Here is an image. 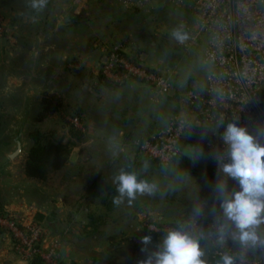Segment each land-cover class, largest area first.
<instances>
[{"label": "rangeland", "instance_id": "374dc122", "mask_svg": "<svg viewBox=\"0 0 264 264\" xmlns=\"http://www.w3.org/2000/svg\"><path fill=\"white\" fill-rule=\"evenodd\" d=\"M30 3L31 0H0V88L2 84L15 87L24 82V60L41 29L40 23L34 24L32 20ZM112 11L115 18L129 23L128 32L134 33L141 44V47L136 49L138 52L148 53L146 60H149V64L158 65L161 70L176 71L172 76L174 85L184 87L195 80L199 87L202 86L206 73L203 55L208 36L201 35L187 51L177 46L172 32L176 30L178 20L183 17L181 13H172L167 9L154 10L151 16L142 11L130 10V13H127L115 0L112 1ZM53 26L55 25L51 27ZM42 29L45 33L48 32L45 27ZM155 33L158 35L155 36ZM93 37L95 36H90L91 39ZM13 65L16 66L14 81ZM67 66L69 75L63 79V89H59L58 83L51 77L54 89L44 93L56 92L60 97L61 106L42 121H36L35 115L34 122L39 125L29 136L38 130L43 135L53 133L56 137H63L64 140L68 138V141L72 142L69 137L79 139L80 136L89 134L91 129L85 113L91 110L75 99L79 95L88 96L90 83L87 80L91 74L78 73V62L71 60ZM98 79L102 80L101 77ZM103 81L112 85L104 79ZM131 82L133 83L126 82L120 90L124 93L127 89V96L138 99L135 111L142 113L149 122L157 126L163 122L166 115L176 112L178 102L175 98L156 95L152 86L141 81ZM80 83L83 86L80 91H76ZM6 101L7 98L0 91V126L10 117ZM74 115L81 117L85 125L84 132L71 124L69 118ZM210 130L211 128L204 124L200 131L193 128L188 132L190 142L196 149L199 148L190 162L176 156L169 166H158L137 154V159L142 162L122 169L112 168L110 173L109 170L105 172L104 177L96 174L99 178L92 177L88 168L80 171L71 169L65 174L47 170L46 179L40 183L49 187L57 197L53 201L50 221L47 220L41 202L29 197H25L22 202L9 199L0 201V212L18 211L21 206L27 205L33 219L41 222L50 236L59 240L60 254L65 264H97L99 261L109 264H140L149 253L157 250L165 238L148 231L144 225L145 217L149 220L177 223L183 221L187 211L191 212L199 205L204 206L210 214L212 205H215L213 203L222 199L215 190L216 185L223 182L227 185V191L233 188L234 184H230V181H233L231 178L210 169L211 161L202 148V144L210 136ZM24 158L25 156L21 159L22 165ZM122 170L136 173L138 179L155 184V190L150 194H137L130 204L125 197L121 205H114L113 197L119 194L113 178ZM20 177L26 178L23 168ZM39 214L43 215V219H38ZM261 225L264 226V223ZM144 235L152 237L147 253L140 250V239ZM197 240L203 252L201 259L205 264L206 243L201 239ZM13 246V237L5 230H0V264H44L39 258L22 260Z\"/></svg>", "mask_w": 264, "mask_h": 264}, {"label": "built area", "instance_id": "2783aa9c", "mask_svg": "<svg viewBox=\"0 0 264 264\" xmlns=\"http://www.w3.org/2000/svg\"><path fill=\"white\" fill-rule=\"evenodd\" d=\"M122 8L142 11L148 16L154 10L167 9L183 16L176 24L187 34V39L176 45L185 51L201 35H207L203 64L205 78L201 87L176 86L172 81L175 70H161L141 58V53H130L122 44L111 45L101 62L98 75L113 85L138 80L155 90L156 95H167L173 89L178 102L175 113L149 135L136 139L135 153L169 166L179 152L188 130L205 123L210 136L202 145L214 170L218 171L214 154H225L227 146L222 135L228 123H237L264 144V0H115ZM0 30L2 17L0 15ZM157 36L158 34H154ZM70 119L79 131H85L80 116ZM123 152V148L120 149ZM228 158L225 155V161ZM112 159L108 161L110 164ZM239 190L237 184L229 195ZM200 209L199 214L195 209ZM11 211V212H9ZM19 211V212H18ZM0 212V230L14 240L18 256L28 261L39 258L44 264H65L60 254V242L51 237L46 227L33 219L26 206ZM177 223L149 220L144 225L159 237L170 231L182 230L206 243L205 264H218L225 254L234 264H264V230L256 228L257 243L242 246L234 240L235 226L226 221L221 201L216 213L209 215L204 206H197L189 218ZM224 227L225 235L221 236Z\"/></svg>", "mask_w": 264, "mask_h": 264}, {"label": "crops", "instance_id": "0c3cea01", "mask_svg": "<svg viewBox=\"0 0 264 264\" xmlns=\"http://www.w3.org/2000/svg\"><path fill=\"white\" fill-rule=\"evenodd\" d=\"M97 1L48 0L45 8L39 12L30 6L34 24L40 23L41 28L45 27L48 30L45 33L47 41L44 46L43 66L49 72L50 77L56 80L58 88L63 89L65 85L63 79L69 75L67 63L71 60L79 63L78 73L91 74L87 80L90 83L88 96L79 95L75 99L91 110L85 113L91 130L88 135L80 136L79 139L69 137L72 146L67 161L57 170L63 174L71 169L80 171L88 168L92 177L96 174L104 177L105 172L109 170L110 173L112 168L122 169L142 162L141 159H137L132 146L133 142L159 129L169 116L166 115L163 122L156 126L155 123L145 119L142 113L135 111L137 98L127 96L125 94L127 89L124 93L121 92L120 89L127 84L126 82H133L125 81L119 85H109L104 83L103 79L99 81L100 76L97 72L102 58L111 45L122 44L126 51L138 53L136 48H140L141 44L134 33L128 32L129 23H124L123 19L113 16V0H99V3ZM130 10L133 9H126V12L130 13ZM52 25L55 26L51 27ZM90 36L95 37L92 40ZM142 43L144 44L143 41ZM139 53H141V58L149 63V60H146L148 53L144 51ZM14 68H16L15 65H13V74L16 73ZM192 81H194V86L198 85L195 80ZM82 86L80 83L76 91H80ZM204 124L193 126L188 132L190 133L193 128L200 131ZM207 126L209 125L206 124ZM210 132L211 130L209 135ZM190 140L186 135L179 148L181 155H176L177 157L180 156L186 161L187 159L193 160L183 154L186 145L192 143ZM121 148L123 152L120 151ZM198 150L199 148H195L194 153ZM111 159L112 162L109 164L108 161ZM210 169L215 171L212 163ZM98 175L97 178H99ZM230 184H234V188L238 183L230 181ZM232 189L227 191L228 194ZM219 202L213 203L215 205H212L210 214L208 212L209 215L216 213ZM262 227L264 226L261 224L257 226L259 229ZM104 263L107 264V262Z\"/></svg>", "mask_w": 264, "mask_h": 264}, {"label": "clouds", "instance_id": "9594fccd", "mask_svg": "<svg viewBox=\"0 0 264 264\" xmlns=\"http://www.w3.org/2000/svg\"><path fill=\"white\" fill-rule=\"evenodd\" d=\"M48 0H31V7L42 11ZM173 37L183 43L188 37L180 29L172 32ZM227 146L225 154L216 153L213 159L217 169L239 185V190L227 192L226 183H218L216 192L220 195L221 209L226 221H230L236 229L232 234L234 240L242 246L257 243L259 237L256 228L264 223V144L259 143L254 135L237 123H228L222 135ZM225 155L228 160L225 161ZM118 196L113 197L116 206L127 197L129 204L137 194L152 193L155 184L138 179L136 173L121 171L113 178ZM199 214L200 209H195ZM224 227L221 236L225 235ZM141 252H148L152 243L150 235L140 239ZM203 252L198 240L182 230L170 231L157 250L149 253L140 264H204ZM218 264H234L233 258L225 254Z\"/></svg>", "mask_w": 264, "mask_h": 264}, {"label": "water", "instance_id": "95a60500", "mask_svg": "<svg viewBox=\"0 0 264 264\" xmlns=\"http://www.w3.org/2000/svg\"><path fill=\"white\" fill-rule=\"evenodd\" d=\"M47 37L41 28L35 36L22 67L24 82L19 86L2 84L0 91L7 98L9 119L0 126V201L6 199L23 201L25 197L41 202V207L50 221L53 212L55 194L46 185L35 179L21 178L23 165L21 159L26 156L33 140L29 133L39 124L34 116L40 107V95L52 91L54 84L47 69L43 66L44 46ZM105 61V57L102 58ZM194 81L190 82V87ZM173 89L167 95L173 96ZM195 145L187 144L183 154L193 158ZM97 264H106L99 261Z\"/></svg>", "mask_w": 264, "mask_h": 264}, {"label": "trees", "instance_id": "16d2710c", "mask_svg": "<svg viewBox=\"0 0 264 264\" xmlns=\"http://www.w3.org/2000/svg\"><path fill=\"white\" fill-rule=\"evenodd\" d=\"M60 106L61 100L56 92L44 94L40 100V109L35 116L36 121H42ZM30 136L33 144L24 158L23 174L28 179L44 182L47 170L57 171L66 163L72 143L64 140L63 137H56L53 133L43 135L38 130L32 132ZM177 155H181L180 152ZM187 161L190 162L188 159ZM184 216L189 218L190 212L187 211ZM37 217L39 220L43 219L41 214Z\"/></svg>", "mask_w": 264, "mask_h": 264}]
</instances>
